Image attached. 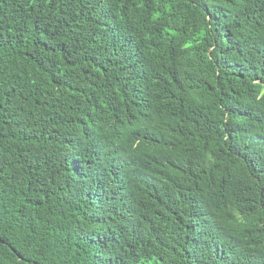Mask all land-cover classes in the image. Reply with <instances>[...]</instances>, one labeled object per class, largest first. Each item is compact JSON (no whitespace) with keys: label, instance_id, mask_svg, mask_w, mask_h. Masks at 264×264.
Here are the masks:
<instances>
[{"label":"trees","instance_id":"trees-1","mask_svg":"<svg viewBox=\"0 0 264 264\" xmlns=\"http://www.w3.org/2000/svg\"><path fill=\"white\" fill-rule=\"evenodd\" d=\"M0 264H264V0H0Z\"/></svg>","mask_w":264,"mask_h":264},{"label":"water","instance_id":"water-1","mask_svg":"<svg viewBox=\"0 0 264 264\" xmlns=\"http://www.w3.org/2000/svg\"><path fill=\"white\" fill-rule=\"evenodd\" d=\"M0 242H2V243H3L4 241L0 240Z\"/></svg>","mask_w":264,"mask_h":264}]
</instances>
